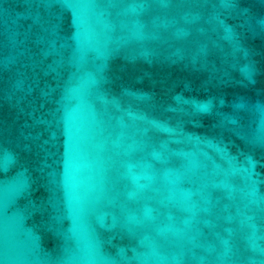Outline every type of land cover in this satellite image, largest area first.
<instances>
[{"label": "water", "instance_id": "95a60500", "mask_svg": "<svg viewBox=\"0 0 264 264\" xmlns=\"http://www.w3.org/2000/svg\"><path fill=\"white\" fill-rule=\"evenodd\" d=\"M0 264H264V0H0Z\"/></svg>", "mask_w": 264, "mask_h": 264}]
</instances>
